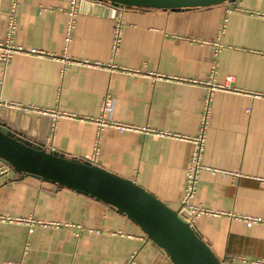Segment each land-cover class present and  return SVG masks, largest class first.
Listing matches in <instances>:
<instances>
[{"label": "crops", "instance_id": "crops-1", "mask_svg": "<svg viewBox=\"0 0 264 264\" xmlns=\"http://www.w3.org/2000/svg\"><path fill=\"white\" fill-rule=\"evenodd\" d=\"M70 4L0 0V39L12 5V42L45 53H15L6 64L0 61V99L45 112L0 107L1 117L49 150L89 159L99 126L78 117H99L104 97L112 95L114 120L190 140L108 126L95 164L181 211L191 139L207 114L202 161L218 172H200L192 203L264 218V0L179 11L118 7L117 16L112 8L106 14L104 3L82 0L68 41ZM118 22L123 34L114 53ZM218 40L223 47L216 52ZM63 57L80 62L63 70ZM208 81L229 87L211 91ZM0 216L6 218L0 221V264H175L140 226L105 202L22 176L2 162ZM193 223L225 264L264 261V223L248 226L227 214H203Z\"/></svg>", "mask_w": 264, "mask_h": 264}, {"label": "water", "instance_id": "water-1", "mask_svg": "<svg viewBox=\"0 0 264 264\" xmlns=\"http://www.w3.org/2000/svg\"><path fill=\"white\" fill-rule=\"evenodd\" d=\"M110 7L173 11L234 0H94ZM5 11L6 14L9 11ZM0 162L22 176L52 183L103 201L141 227L175 264H225L180 210L173 209L136 181L89 159L68 157L28 138L0 114Z\"/></svg>", "mask_w": 264, "mask_h": 264}, {"label": "built area", "instance_id": "built-area-1", "mask_svg": "<svg viewBox=\"0 0 264 264\" xmlns=\"http://www.w3.org/2000/svg\"><path fill=\"white\" fill-rule=\"evenodd\" d=\"M82 0H71L70 4V10H69V15L71 17V22L68 26V31H67V40L69 41L72 37L73 30L75 28V19L79 11V7L81 4ZM112 10L114 11L115 15L117 16L120 12V10L117 9V7L111 6ZM16 26V21H15V16H14V8L12 5L9 8V11L7 12V27H6V33L3 38L0 39V61L6 64L11 56L15 53H25V54H30V55H44L45 53L41 50L35 49V48H30V49H25L21 45L14 44L12 42V35L14 33ZM123 34V27L120 22L116 23L115 26V31H114V40H113V51L114 53L117 52V49L119 47L120 41H121V36ZM216 47V52H219L223 44L218 40L213 43ZM62 62L64 63L63 70L67 69L68 66L72 63H77L80 61H76L74 59H71L69 57H63ZM86 64L89 65H95V66H105L100 63H91L88 61H85ZM114 65L110 66L113 67ZM228 81H232V77H228ZM207 84L210 85L211 91H213L216 88H225L229 87V85L225 84H214L212 81H208ZM209 102V99H208ZM0 107H5V108H15L18 110H29V111H36V112H45L42 111L41 109H37L34 107H22L20 105H16L13 103H6L2 99H0ZM115 107V98L107 94L101 104V114L99 117L96 118H90V117H78L81 120H90L94 121L95 123L98 124L99 126V132H98V139L96 141L95 145V151L92 156L89 157V160L93 163H96L98 158H99V153H100V142H101V131L105 127H114L118 130L121 131H138L144 134H157V135H162V136H171V137H177L180 139H189L188 137L178 135L175 133H171L168 131H158L154 129L153 127L149 125H133L129 123H123L120 121H116L112 118V113L114 111ZM209 107L207 106V110ZM208 113V112H207ZM55 115L56 113H51ZM57 115V114H56ZM71 117H75V115H69ZM207 118L208 115L206 114L204 117L203 121V126L202 130L199 135L191 139V141L194 143V150L192 154V160L190 163V166L188 168V173H187V187H186V192L185 196L183 198V205L181 212H183L185 218L193 225V221L195 218L203 215V214H210V215H220V214H227L235 218H241L243 219L248 226H253L255 224H262L264 223V218L260 216H252V215H243V216H238L234 213H227V212H221V211H214L211 209L204 208L202 206L195 205L192 203V199L194 198L197 190V184L199 180V175L200 172L203 169H209L214 172H218V169H213L210 167H207L206 165L203 164V154L206 148V135H205V127L207 124ZM190 140V139H189ZM225 174H232L234 176H239L240 174L236 171L234 172H227L223 171ZM6 218L0 216V221H5ZM11 220V219H8ZM30 222H34L31 220ZM256 264H264V261L261 260H256L253 261ZM6 264H11V263H6Z\"/></svg>", "mask_w": 264, "mask_h": 264}, {"label": "bare ground", "instance_id": "bare-ground-1", "mask_svg": "<svg viewBox=\"0 0 264 264\" xmlns=\"http://www.w3.org/2000/svg\"><path fill=\"white\" fill-rule=\"evenodd\" d=\"M4 115H7V114H4ZM4 117H6V116H4ZM7 117H8V115H7Z\"/></svg>", "mask_w": 264, "mask_h": 264}]
</instances>
